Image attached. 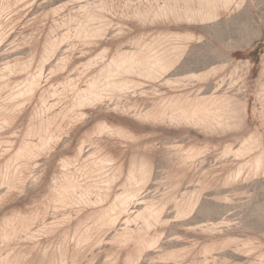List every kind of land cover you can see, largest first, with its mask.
I'll list each match as a JSON object with an SVG mask.
<instances>
[{"label": "rangeland", "instance_id": "obj_1", "mask_svg": "<svg viewBox=\"0 0 264 264\" xmlns=\"http://www.w3.org/2000/svg\"><path fill=\"white\" fill-rule=\"evenodd\" d=\"M0 264H264V0H0Z\"/></svg>", "mask_w": 264, "mask_h": 264}]
</instances>
